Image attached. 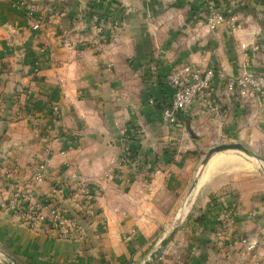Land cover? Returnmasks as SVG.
Segmentation results:
<instances>
[{
    "label": "crops",
    "instance_id": "crops-1",
    "mask_svg": "<svg viewBox=\"0 0 264 264\" xmlns=\"http://www.w3.org/2000/svg\"><path fill=\"white\" fill-rule=\"evenodd\" d=\"M224 9L239 28L211 30L205 0H0V201L3 165H18L24 184L43 161L38 197L57 184L54 196L75 211L77 176L96 193L81 237L0 210V246L26 264H140L176 222L151 264H264L263 167L225 150L203 164L222 142L264 153V99L226 102L221 117L199 100L174 126L163 117L176 67L264 71V0ZM117 171L122 178L107 176ZM231 207L238 215L221 233L218 217Z\"/></svg>",
    "mask_w": 264,
    "mask_h": 264
},
{
    "label": "built area",
    "instance_id": "built-area-1",
    "mask_svg": "<svg viewBox=\"0 0 264 264\" xmlns=\"http://www.w3.org/2000/svg\"><path fill=\"white\" fill-rule=\"evenodd\" d=\"M228 1L205 0L208 9L206 24L211 30H216L220 26L231 29L240 27L236 14L227 13L224 9ZM28 15L34 16L33 9L28 10ZM94 19L98 20V17L95 15ZM33 27L40 28V21H35ZM217 79L221 82L222 90L214 93ZM168 83L173 89L172 104L165 109L163 117L165 123L170 126L176 125L184 111L199 100L206 99L215 115L221 117L226 102L255 103L264 99V71L253 68L249 63H245L240 74L235 77L228 76L216 66L186 63L171 70ZM123 160H129V156L123 157ZM30 168V177L22 184L18 165L1 167L8 195L0 201V210H9L19 215L23 223L35 230L83 236L87 221L95 215L96 193L89 181L81 176L76 177V184L70 187V193L77 199L78 206L75 211L70 212L54 196L61 190L57 184H53L51 196L38 197L40 184L49 177L48 161L33 164ZM107 176L122 178L118 171ZM237 215L238 208L231 207L218 217L221 233H225ZM239 242L247 243V239L241 238ZM254 248L255 245H248V249Z\"/></svg>",
    "mask_w": 264,
    "mask_h": 264
},
{
    "label": "water",
    "instance_id": "water-1",
    "mask_svg": "<svg viewBox=\"0 0 264 264\" xmlns=\"http://www.w3.org/2000/svg\"><path fill=\"white\" fill-rule=\"evenodd\" d=\"M228 149H239L244 151L250 157L264 161V158L261 155L257 154L256 152L251 150L249 147L243 145L242 143H226L212 147L210 151L207 153L203 161V164H206L214 153ZM178 230H179V224L176 222L168 226L164 238L158 243V245L149 253V255L140 264H151L161 254V252L169 245V243H171V241L174 239L175 235L177 234ZM9 257L11 258V256ZM12 260L14 264H20L16 259L12 258Z\"/></svg>",
    "mask_w": 264,
    "mask_h": 264
},
{
    "label": "rangeland",
    "instance_id": "rangeland-1",
    "mask_svg": "<svg viewBox=\"0 0 264 264\" xmlns=\"http://www.w3.org/2000/svg\"><path fill=\"white\" fill-rule=\"evenodd\" d=\"M246 63H249V62H246ZM249 64L253 67V65L251 63H249ZM253 68H255V67H253ZM223 110L225 111V108H223ZM226 143H228V142H222V143H219V145L226 144ZM242 144L247 146V147H249L250 149L251 148L253 149V147H250V146H248V145H246L244 143H242ZM217 145H214V147L217 146ZM225 151H226L225 152L226 155H228L230 157L235 156L237 161H240V158H243V159H246L247 161H249L251 163H257L258 165H261L263 167L262 169L264 170V161L257 160L256 158L250 157L242 150H239V149H228V150H225ZM260 155L264 158V153L260 154ZM230 157H228V158H230ZM221 165H224V164H221ZM259 170H261V167H259ZM44 232H46V231H44ZM46 233H48V232H46ZM8 255L11 256V258ZM0 258L4 259V261L7 262L8 264H14L12 258L16 259L20 264H26L25 260H23V259L21 260V258L19 256L14 255L13 253H11V251L6 249L2 245L0 246Z\"/></svg>",
    "mask_w": 264,
    "mask_h": 264
}]
</instances>
